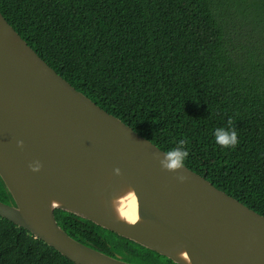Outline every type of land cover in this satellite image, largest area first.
<instances>
[{
	"label": "trees",
	"instance_id": "1",
	"mask_svg": "<svg viewBox=\"0 0 264 264\" xmlns=\"http://www.w3.org/2000/svg\"><path fill=\"white\" fill-rule=\"evenodd\" d=\"M0 14L75 90L264 217V0H0ZM249 27V35L242 29ZM236 130L231 149L214 130ZM0 202L14 205L0 179ZM69 237L130 264L171 260L57 210ZM0 264H73L0 217Z\"/></svg>",
	"mask_w": 264,
	"mask_h": 264
},
{
	"label": "water",
	"instance_id": "2",
	"mask_svg": "<svg viewBox=\"0 0 264 264\" xmlns=\"http://www.w3.org/2000/svg\"><path fill=\"white\" fill-rule=\"evenodd\" d=\"M165 154L75 90L0 14V179L14 203L0 202V217L73 264L130 263L69 237L57 210L174 264H264V217L185 166L164 170Z\"/></svg>",
	"mask_w": 264,
	"mask_h": 264
},
{
	"label": "clouds",
	"instance_id": "3",
	"mask_svg": "<svg viewBox=\"0 0 264 264\" xmlns=\"http://www.w3.org/2000/svg\"><path fill=\"white\" fill-rule=\"evenodd\" d=\"M228 127H221L214 130L215 142L223 148H234L238 143V136L236 130L231 126V121L228 122ZM18 146H23V141H17ZM185 142L181 140L179 147H174L166 152L165 159L161 161V167L166 171H175L185 166V161L189 155L184 147ZM31 171L38 172L41 168L40 162L35 161L29 165ZM118 172V170H117ZM183 181L185 177H178Z\"/></svg>",
	"mask_w": 264,
	"mask_h": 264
},
{
	"label": "rangeland",
	"instance_id": "4",
	"mask_svg": "<svg viewBox=\"0 0 264 264\" xmlns=\"http://www.w3.org/2000/svg\"><path fill=\"white\" fill-rule=\"evenodd\" d=\"M242 32H243L244 35L248 36V35H249V32H250L249 27H247V28H243V29H242Z\"/></svg>",
	"mask_w": 264,
	"mask_h": 264
}]
</instances>
